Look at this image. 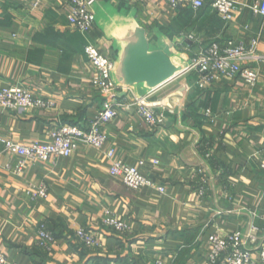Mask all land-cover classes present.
<instances>
[{
  "label": "crops",
  "instance_id": "obj_1",
  "mask_svg": "<svg viewBox=\"0 0 264 264\" xmlns=\"http://www.w3.org/2000/svg\"><path fill=\"white\" fill-rule=\"evenodd\" d=\"M234 1L246 7L225 22L212 0L198 11L173 10L161 0H96L91 40L116 65L136 27L147 31L152 50L173 42L186 65L200 48L228 40L248 46L258 37L264 55V20L249 8L261 0ZM68 4L0 0V89L22 85L55 103L53 109L21 113L0 108V138L49 143L50 132L63 125L87 128L107 101L95 86L86 40L70 27ZM190 35L196 41L190 42ZM189 43L192 52L185 50ZM244 66L259 73L255 88L235 78L202 90L197 73L184 72L149 95L150 102L160 103L183 91L174 108H159L165 113L160 126L149 127L123 111L104 127L114 160L131 166L145 161V173L164 193L127 188L110 175L113 160L85 145L68 158L31 161L19 175L18 157L0 142V255L16 264H154L159 258L168 264H211L210 235L260 226L264 215V63L248 60ZM148 91L137 85L121 98ZM207 109L213 121L204 116ZM43 184L47 199L35 196ZM107 213L130 230L108 229ZM43 223L54 237L49 250L39 246ZM79 230L100 248L82 245Z\"/></svg>",
  "mask_w": 264,
  "mask_h": 264
},
{
  "label": "built area",
  "instance_id": "obj_2",
  "mask_svg": "<svg viewBox=\"0 0 264 264\" xmlns=\"http://www.w3.org/2000/svg\"><path fill=\"white\" fill-rule=\"evenodd\" d=\"M143 3L147 0H134ZM165 1L173 10L191 9L198 11L203 9L207 0H161ZM96 0H69V12L67 15L70 27L80 33L86 40L85 54L89 63L97 73L95 81L96 88L101 91L107 101L98 112L97 116L90 122L87 128L76 125H63L50 132V142H33L29 144H18L10 138L2 137L0 142L5 149L16 155L19 159L17 173L24 172L29 162H47L55 157H71L81 145L90 146L104 151L113 160L110 175L118 177L124 185L132 190L143 188H158L161 193L164 187H157V183L145 173L147 163L140 161L138 165L131 166L122 161L114 160L115 150L107 149L108 135L103 131L104 127L120 116L121 112L134 113L140 117L149 127L160 126L165 121V113L160 111V103L149 101L147 94L136 96L132 99L121 98V93L127 91L115 77V62L103 54L100 48L91 40V33L95 24L94 6ZM211 5L218 16L225 22H232L236 16L246 7L239 5L234 0H212ZM253 15L264 20V0L251 5ZM190 42L196 41L194 35L188 37ZM259 38L255 37L248 46L228 40L224 44L213 43L207 47L200 48L193 54L187 64L185 72L197 73L196 85L205 90L215 82L222 79L239 78L246 82L251 88H255L260 80L259 73L244 66L246 61L264 63V55L258 52ZM193 44L185 46L187 52H192ZM129 89V88H128ZM55 107L51 100L37 95L34 91L22 85H12L0 89V108L17 113L29 110H49ZM204 116L213 121L214 115L210 109L204 112ZM154 165L158 162L154 161ZM35 196L47 199L48 187L41 185ZM261 225H253L247 230H237L226 236L210 235L208 242L210 253L208 262L211 264H264V215L261 216ZM104 225L115 232L123 233L130 227L117 217L107 213ZM39 246L49 250L54 243L53 234L46 224H41L38 229ZM77 239L85 247L98 249L99 242L85 230L76 233ZM0 264H16L9 261L4 255H0ZM154 264H168L163 258L156 259Z\"/></svg>",
  "mask_w": 264,
  "mask_h": 264
},
{
  "label": "water",
  "instance_id": "obj_3",
  "mask_svg": "<svg viewBox=\"0 0 264 264\" xmlns=\"http://www.w3.org/2000/svg\"><path fill=\"white\" fill-rule=\"evenodd\" d=\"M183 56L176 51L173 42H168L161 50H152L147 31L136 27L127 38L116 65V78L125 89L144 85L149 91H156L186 71L187 65L180 60ZM182 96L183 91L180 90L162 101L161 105L174 108Z\"/></svg>",
  "mask_w": 264,
  "mask_h": 264
}]
</instances>
